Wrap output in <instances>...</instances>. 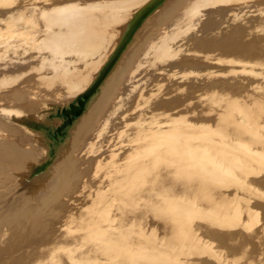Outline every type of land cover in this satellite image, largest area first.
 I'll return each instance as SVG.
<instances>
[{"label": "bare ground", "instance_id": "bare-ground-1", "mask_svg": "<svg viewBox=\"0 0 264 264\" xmlns=\"http://www.w3.org/2000/svg\"><path fill=\"white\" fill-rule=\"evenodd\" d=\"M211 1L199 0L191 7L185 4L171 10L168 14L169 21H172L171 24L153 30L143 44L137 48V53H134L135 60L139 62L137 54L147 47L149 51L155 50L143 64H150L153 61H158L160 64L174 61L172 56H175L176 50L173 49L175 45H178L177 38L180 37L177 36L174 42L169 41V44H166L168 42H165L166 38L173 35L172 31L176 30L171 26L178 17H196L197 13L199 14L204 7L212 3ZM10 2H15L22 8L16 13H10L12 18L8 20L5 18L8 17L5 16L7 12L2 6ZM72 8L74 7L69 0H0V93L6 91L12 94L13 98L10 101L23 104L33 102V97L55 101L61 97L74 96L83 89L88 78L91 77V72L70 76V64L66 62L71 55L73 56L72 53L79 50L78 46L75 47L76 44L80 40L84 41L75 35L85 25L84 18L59 15V13L70 12ZM69 9L71 10L67 11ZM34 15L43 17V23H40L47 29L56 24V27L61 29L59 36L52 39L49 36L36 34ZM119 18L115 15V24L113 23L115 29ZM36 23L39 24V19ZM203 29L206 27L204 26ZM195 37V34L191 32L189 35L182 36L180 41L187 40L194 46L196 42L202 40L201 37ZM175 62L182 68L195 65L194 62L186 60L180 63ZM135 65L133 64L125 75L129 79L137 73L136 69L131 70ZM147 76L149 75L145 68H142L137 79L140 86L148 82ZM9 86L11 88L7 89ZM164 92L158 94L159 99L155 101L156 105L161 100L165 101ZM114 101L109 100L107 105L103 104L106 108L102 115L98 108L101 104H98L97 108L95 106V112H98L96 114L102 117L97 120L99 124L95 122L91 126L92 116L79 124L74 129V133L72 132L70 140L63 148L59 147L62 150L57 159L47 169L36 174H33V168L35 162L40 159V149L31 147L29 150H24L23 146L27 145L23 144L25 139L22 134L0 127V138H2L0 139V175L11 178L20 189V187L30 188L36 180L40 182L58 173L62 165L66 166L78 154L76 146L79 145V137L89 127L90 133L94 129L92 131V136H94L102 127V120L106 116L109 120L110 117L115 116ZM163 106L167 104L161 103L158 107L154 106L153 111ZM145 107L136 114L126 113L118 117L115 125L113 124L115 129L108 130L109 133H114L112 137H108L105 143L100 142L90 146L75 170L68 175L65 183L57 187L50 184L45 191L33 196L29 200L30 203L26 205L25 212L13 210V208L5 210L0 206V264H264V220L261 221L264 218L262 216L264 215L262 212L264 211L262 209L264 207V196H262L264 194V165L256 167L254 155L257 150L253 151L258 145L244 138H233L227 143L224 141L219 143L224 154L222 159H217L213 154L209 156V161L217 162L224 168L226 179L229 181L237 179L240 186L247 189L253 197L245 200V196L240 195L234 199L235 201H221L219 205H222L213 212V209L209 210L211 212L203 211L208 201L210 203L211 200L210 188L217 186L216 183H210L211 174H206L203 170L208 175L207 183L210 188L203 193L199 191L198 195L202 197L193 198L195 202L205 204L198 208V210L201 209L200 213L192 215L194 213L187 211L184 216L182 215L184 219L180 218L181 215L172 219L167 218L160 211L149 213L148 209L143 210L139 206L153 205L151 197L158 190L151 188L157 185V189L164 188L163 172L169 169L163 166L165 138L158 132L155 133L152 141L149 136L138 135L140 134L139 129L147 127V122L150 121L148 115L143 118L139 117V115L142 116L152 111L148 109L150 106ZM259 108H261L260 111L250 110L252 113L249 115L264 120L262 118L264 116H261L264 115V108ZM245 112L242 111L240 114L245 116L247 114ZM165 115L158 120L160 125L167 123L165 122L167 116L174 118L176 123L177 116ZM226 121L232 128L234 121L230 119ZM134 123L137 124L133 125ZM229 126L221 132L228 138L231 137L229 133H232ZM168 129V127L159 129V132L165 134ZM171 129L174 131L176 127L171 126ZM211 131L209 130L208 133L205 130H196L191 132L192 138L200 137L204 142L212 143L214 140L213 136H210ZM177 134L180 133L175 132L172 137L178 138ZM94 138L96 139L97 135ZM232 147L244 153L234 152ZM115 149L120 151V156L126 152L122 161L117 160L118 166L131 165L130 158H133L132 164L133 162L139 164L138 168H135V173L128 176L127 173L115 174ZM150 150L156 151L154 157H151ZM102 157L105 161L100 160ZM256 158L264 161V155H256ZM250 159L252 163H249ZM202 161L198 159L196 162L202 166ZM151 165L155 166L154 170L158 167L155 178L150 177ZM172 168L178 173L187 171L184 166H178L177 163H174ZM234 168L238 170L231 172ZM65 174L58 175L55 181L57 183L62 181ZM115 180L119 183L117 189L120 187L123 189L122 186L129 185V188L134 190L127 191L129 193L122 192L121 196L119 195L121 198L118 199V196L115 197L119 194L115 189ZM228 180L224 183L229 182ZM220 182L223 183V181ZM3 192L0 182V201L5 198L6 192ZM254 193L261 197L257 195L255 198ZM52 195H55V199L51 200ZM201 198L203 200L200 201ZM70 199L74 201V205L70 203ZM119 200L123 202L122 207L116 204ZM137 200L139 203L143 202L135 209L133 203ZM209 214L213 215L214 222L211 221L212 217L209 221ZM125 220L129 221L123 224ZM130 220H133V223L138 222V229L136 234L122 241L118 237L129 229L128 226L132 223ZM174 235L179 237L175 238ZM213 242L219 250L225 248V252L213 253L212 249L217 248L214 247Z\"/></svg>", "mask_w": 264, "mask_h": 264}, {"label": "water", "instance_id": "water-1", "mask_svg": "<svg viewBox=\"0 0 264 264\" xmlns=\"http://www.w3.org/2000/svg\"><path fill=\"white\" fill-rule=\"evenodd\" d=\"M96 1L69 0L74 8L67 10H71L70 12L59 13L61 17H83L86 22L82 30L75 33L84 41L80 40L76 44L75 47L78 46L79 50L72 53L73 56L71 55L66 61L70 64V76L91 72V77L88 78L83 89L75 93L74 96L71 95L67 98L61 97V99L51 101L42 97H33V102L29 101L23 104L10 101L13 95L6 93V91L0 93V127L4 130L9 128V131H17L20 135L25 136L27 135L25 127L48 128L46 123L35 121L37 116L41 115L42 107L51 108L52 114L53 111L61 110V115L67 118L65 123H68L69 117L78 116L83 112L84 107L90 103L92 107L79 120L78 124L84 123L92 116V120L90 119L92 126L93 123L95 124L97 120L102 118L96 114L98 112H95L94 107L97 108L98 104H101V107L98 106V108L102 115L106 108L103 104L107 105L109 100H115V116L110 117V120L106 116L102 120V127L98 133H95L97 138H94L95 135L91 136L90 127L79 137L80 142L76 148H78V154L79 152L82 154L90 146L100 142L105 143L108 137H112L114 133H109L108 130L115 129L113 124L115 125L118 117L122 114H136L141 112L140 109L145 106H150L148 109L152 110V113L142 111L144 114L139 115L142 118L148 115L150 121L147 122V127L139 129L138 133L140 134L138 135L149 136L150 141H152L153 136L158 132L165 138L163 166L169 171L163 172V183L165 182L163 189H157L158 185L151 188L158 190L151 197L153 205H148L147 208L141 207L139 205L143 201L139 203L137 200L136 203H133L135 209L139 206L140 209H148L149 213L160 211L164 216L171 219L180 217L179 215H181L180 218L184 219L183 216L187 211L196 215L201 212V209L198 210V208L205 204L195 202L193 198L202 197L198 195L199 191L203 193L210 188L207 183L209 180L207 173H210L212 177L209 180L210 183H216L217 186L210 188L211 200L210 203L208 201V207L205 206L206 209L203 211L213 209V212L222 205H219L221 201H235L234 199L240 195L245 196V200L253 197L247 189L240 186L237 179L234 181L226 179L224 168L217 162L209 161V156L213 154L217 159H222L224 154L219 143L223 141L227 143L233 138H244L249 142L252 141L253 144L256 143L258 146L253 151L257 150L258 153H261L260 155H264V120L249 115L250 110L253 112L260 111L261 108L259 107L264 108V0H212V3L204 7L199 14L197 13L196 17H178L171 26L176 30L172 31L173 35L166 38L165 42L168 41L166 44H169V41L174 42L173 40L177 36L181 38L191 32L195 34V38L201 37L202 40L200 39L201 42H196L192 46L187 40L182 39L183 41H180V38H177L178 45H175L173 49L176 50L175 56L171 52L174 61L162 64L158 61L143 64L147 57L153 55L155 50L149 51L147 47L137 54L139 55V62L136 61L134 57L137 48L143 44L153 30L171 24L172 21H169L170 17H168L171 10L180 8L185 4L187 7H191L199 0H190L189 2H187L188 0H101L98 3ZM2 7L7 12L5 16L8 17L5 18L8 20L12 18L10 13H16L22 8L15 2L5 3ZM59 15L58 17H60ZM115 15L120 17L116 29L113 25ZM34 18H36L34 22L36 34L49 36L53 39L61 33V29L57 28L56 24L51 25L50 30L42 25L43 17L36 15ZM38 19L39 24L36 23ZM204 26L206 29H203ZM184 60L194 62L195 65L190 68H182L175 62L179 61L180 63ZM133 64L136 65L131 70L136 69L137 73L129 79L125 75ZM142 68H145L149 76H147L148 82L140 86L137 79ZM178 85L179 87H177ZM10 86L7 89H10ZM160 92L165 93L166 99L157 104L160 106L163 103L167 106H163L161 109L156 108L157 110L153 111L154 106L158 107L155 101L159 99L158 94ZM242 111H246L247 114L243 116L240 114ZM162 114L177 116L176 123L174 118L167 116L166 120L168 121L165 120L167 123L160 125L158 120L164 117ZM229 119L234 121L233 125L231 124L232 128L226 121ZM97 123L99 124V122ZM135 124L137 123L133 125ZM171 126H175L176 129L173 131ZM227 126L232 129V133H229L230 138L221 133ZM167 127L169 129L166 130L165 134L159 132V129L162 130ZM196 130H205L208 133L209 130H212L210 136H213L214 141L210 143L204 142L200 137L192 138L191 132ZM175 132L181 134H177L179 136L176 139L172 137ZM234 152L244 153L237 148H234ZM257 152L254 155V163L256 167H260L264 165V161L257 159L259 157L256 158V155L260 156ZM155 153L156 151L150 150L151 157H154ZM119 154L120 151L115 149V174L127 173L128 176L135 173L139 164L134 162L132 164L133 158H130L131 165L118 166V161L123 160L126 152L122 156ZM103 158L100 160L105 161ZM198 159L203 160L202 166L197 164ZM153 162L155 161L153 160ZM172 162L177 163L178 166H184L187 171L181 172L179 170V173L176 172V169L172 168L174 164ZM151 169L150 177H154L157 175L158 167L157 170H154L155 166L151 165ZM235 170L238 168H234L231 172ZM227 180L229 182L224 183ZM219 181H223V183H219ZM117 184L119 183L115 180V189L119 193L115 197L118 196V199L121 198L122 192L129 193L127 191L132 192L134 190L129 188V185L122 186L123 189L121 187L117 189ZM254 195L257 198L258 194L254 193ZM258 196L261 197V195ZM135 198L138 199V197ZM121 202L119 200L116 204L122 207L123 202ZM70 203L74 205V201L71 199ZM173 206L174 208H172ZM127 207L129 206L127 205ZM115 210L117 211V209ZM208 218L209 221L214 220L212 214H209ZM128 221L125 220L123 224ZM130 222L132 223L129 225L130 227L128 226L129 229L124 231L118 237L119 239H126L132 234H136L138 222L133 223V220ZM178 237L175 236V238ZM213 244L215 247L216 243L213 242ZM212 251L213 253L225 252V248L219 250L217 247L213 248ZM109 261L111 262L110 259Z\"/></svg>", "mask_w": 264, "mask_h": 264}, {"label": "rangeland", "instance_id": "rangeland-1", "mask_svg": "<svg viewBox=\"0 0 264 264\" xmlns=\"http://www.w3.org/2000/svg\"><path fill=\"white\" fill-rule=\"evenodd\" d=\"M91 107H92V104L90 103L84 107L83 112H81V114H79L76 117H69L70 119L68 123H65V121H67V118L61 115V110L58 112L53 111L54 113L52 114L50 112L51 108L42 107L41 115L37 116L35 121H42L44 124L46 123L48 125V128L33 129V128H26L24 126L25 127L24 129L26 130V133L28 136L27 135L23 136V138H26L23 144L27 145V146H23V149L29 150V148L31 147L38 149V150L40 149L39 150L40 159L39 161L35 162V165L33 168L34 173L32 172L33 170L31 171V173L36 174V173L42 172V170L47 169L54 162V160L57 159V157L59 156L62 150V149H59V147L63 148L65 143L71 138L72 131L74 132V129L79 126L78 124L79 120H81L84 114ZM92 131H91V136H92ZM87 151H85V153H82V154H80L79 152V154L75 156L73 161L68 163L66 166L62 165L61 171H59L58 173H55L53 176L43 179L40 182L39 181L37 182L36 180L34 182V185L31 186L30 188L20 187L19 189L18 184L14 183V181L11 180V178H8L5 175H0V179L2 180L0 181L1 185L3 187L4 192H6L5 198L2 199V201H0V206H2L5 210L13 208V210H19L21 212L22 211L25 212V210L27 209L26 205L30 203L29 200H31L33 196L38 195L41 192L45 191V189L50 184H52L53 187H57L58 185L65 183L68 175L72 173L73 170H75V168L78 166L79 162H81L82 158L85 156ZM62 173L63 174L66 173V174L64 178L61 179L62 181H59L57 183V181H55V178L57 179V176L61 175ZM7 180L9 181L8 183L6 182ZM54 196L55 195H52L50 199L51 200L55 199Z\"/></svg>", "mask_w": 264, "mask_h": 264}]
</instances>
